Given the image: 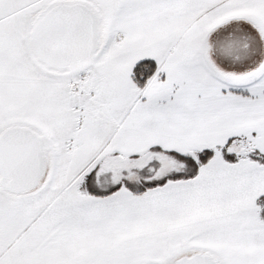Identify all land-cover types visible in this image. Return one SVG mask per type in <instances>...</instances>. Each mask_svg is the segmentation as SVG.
Here are the masks:
<instances>
[{"label":"snow or ice","instance_id":"6c2138e0","mask_svg":"<svg viewBox=\"0 0 264 264\" xmlns=\"http://www.w3.org/2000/svg\"><path fill=\"white\" fill-rule=\"evenodd\" d=\"M0 264H264V0H0Z\"/></svg>","mask_w":264,"mask_h":264}]
</instances>
